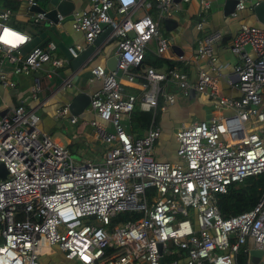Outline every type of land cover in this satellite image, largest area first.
Returning <instances> with one entry per match:
<instances>
[{"label":"built area","instance_id":"2783aa9c","mask_svg":"<svg viewBox=\"0 0 264 264\" xmlns=\"http://www.w3.org/2000/svg\"><path fill=\"white\" fill-rule=\"evenodd\" d=\"M25 2L29 10L38 5ZM153 2L158 20L174 4ZM246 2L238 0L231 15ZM142 6L143 0H90L89 8L71 12L72 28L88 44L104 26L113 28L117 42L115 70H90L101 80L87 108L95 115L87 123L105 145L101 162H75L65 146L39 131V117L22 103L0 117V163L7 171L0 180V264H44L41 259L51 248L72 264H237L239 252L247 253V239L262 251L264 264V189L252 209L226 219L215 205V196L229 186L264 173V24L242 25L232 40L230 51L239 58L233 80L240 96L230 98L221 94L218 79L204 71L195 82L178 69L134 71L150 43L157 56L170 47L150 15L135 17ZM209 9V2L201 1L199 15ZM32 15L36 23L45 19V12ZM14 16L0 8V85L13 88L12 76L41 70L50 79L66 61L56 55L53 41L23 54L31 36L13 25ZM221 39L219 31L204 35L196 58L212 66ZM67 51L76 58L81 50L70 46ZM123 79L138 82L140 94L125 93ZM170 86L180 88L184 97L203 93L215 102L207 119L175 132L176 162L156 160L153 153L161 133L157 113L176 99ZM41 89L42 80L35 77L32 98ZM135 104L151 112L141 137L131 136L123 123ZM68 113L67 107L56 111L58 116ZM121 215L127 218L117 220Z\"/></svg>","mask_w":264,"mask_h":264},{"label":"crops","instance_id":"0c3cea01","mask_svg":"<svg viewBox=\"0 0 264 264\" xmlns=\"http://www.w3.org/2000/svg\"><path fill=\"white\" fill-rule=\"evenodd\" d=\"M73 4V11L90 7V0H69ZM208 1L210 9L205 13L204 17L199 15L200 2ZM227 0H189L188 2L181 1L177 4H173L166 17L158 20V13L153 0H143V6L135 12V17H141L145 13L158 22L159 30L162 27L163 34L170 41L169 49L157 56L155 54V44L150 43L145 56L153 54L155 57L164 58L171 62L180 64L185 68V73L188 76L190 82H195L199 71L206 72L211 77L218 79V85L220 92L223 96L230 98H238L240 93L236 87H234L233 80V68L239 63V58L232 54L230 47L232 40L237 34L239 28L242 25L247 26H260V24L253 13V6L255 2H264V0H247L246 7L237 12L236 16L226 15L224 13V7ZM45 9H51L50 7ZM15 23L22 24L23 20L34 19L32 12L27 8L25 0H22L18 11L15 13ZM140 14V16H138ZM203 18V28L198 30L196 24ZM166 21V23H165ZM40 25V24H39ZM43 29L40 35L35 38L31 37V41L22 49V53L26 54L34 47L43 46L47 41H53L56 44V55L66 61L63 67L56 70V74L50 79L45 77V71L41 70L38 73L31 75L12 76V80L16 85L13 88L2 87L0 85V113L7 111L19 103H22L24 108L28 111H33L39 117L38 129L40 132L49 135L55 142L65 146L73 160L77 163L80 162H93L99 163L103 160L105 153V145L97 141L94 136L92 127L87 123L90 120L95 119V115L86 111L79 117H75L77 122L71 123V116L67 115L58 116L56 111L66 107L69 100L73 95L78 93H85L90 98L101 87V80L94 78L90 74V70L95 66H102L107 70V62L110 61L116 54L117 42L113 36L108 35L105 40L96 48L95 52L78 68L75 70L71 67L72 58L67 47H80L79 54L91 44H88L85 40L83 33L75 31L71 26V13L65 17H62L56 24L47 22L45 25H40ZM105 27V26H104ZM103 27V28H104ZM17 28V27H16ZM19 29V28H17ZM30 27L26 25L24 30H21L27 34ZM219 31L222 34L220 42L214 46L215 62L212 66L208 64L205 59L196 58V49L198 46V40L204 35ZM30 35V34H29ZM31 36V35H30ZM172 46H175L172 49ZM182 57V60H179ZM45 69L50 68L49 65L44 66ZM144 69V68H143ZM160 72H166L165 67L156 69ZM179 70V69H178ZM35 77H39L42 80V89L38 93L36 98L31 96V88ZM233 80V82H232ZM68 83L69 85H67ZM122 87L125 93L139 95L140 87L138 82L129 83L126 80H122ZM65 89V93H63ZM176 97V96H175ZM172 105H167L163 112H159L158 125L166 126L168 132L173 128L172 119L175 123H179L178 127L182 125H188L193 121L207 119L212 110L215 102L210 100L206 94L196 93L188 108L184 107V103L177 101ZM186 105V104H185ZM198 115V119L189 118ZM128 117L123 118L127 120ZM65 119L70 124V129L64 125L66 135L56 133L54 126L57 120ZM188 123H184L187 122ZM161 130V129H160ZM146 132V131H145ZM161 134L157 140L153 153L156 157L158 150L157 145L161 142ZM175 147L173 149L174 155L172 160L164 159L170 162H176L177 157L176 141L174 139ZM76 159V160H75ZM247 252V260L245 264H253L252 256L249 251L256 250L254 248L253 241L247 239L245 246L243 247ZM56 250V252H55ZM49 255L42 257V262L59 264L58 260L62 261L63 256L56 248L47 250ZM54 255H59V259L53 260ZM254 258V257H253ZM255 262L256 258H254ZM51 261V262H49ZM262 264L261 258L259 263Z\"/></svg>","mask_w":264,"mask_h":264},{"label":"trees","instance_id":"16d2710c","mask_svg":"<svg viewBox=\"0 0 264 264\" xmlns=\"http://www.w3.org/2000/svg\"><path fill=\"white\" fill-rule=\"evenodd\" d=\"M22 0H0V8H7L16 13L21 5ZM28 33L32 38L40 35L43 31L42 27L36 23L31 22ZM15 27L24 30L25 24L15 23ZM145 67L154 69H161L165 67L168 70L179 69L184 72L180 64L171 62L164 58L145 56L140 66L134 69L135 72L141 71ZM162 100H159V106ZM159 113H157V120ZM151 121V112L140 110L138 104H135L129 118L124 120L126 131L133 137H141L148 129ZM264 189V173L257 176H250L245 178L242 182L233 184L228 187L225 194H217L215 196V205L222 218L226 219L231 216L238 215L252 209L257 203L262 191ZM135 214L133 217H137ZM127 215H121L117 220L126 219ZM247 255L241 250L237 256V264H245Z\"/></svg>","mask_w":264,"mask_h":264},{"label":"water","instance_id":"95a60500","mask_svg":"<svg viewBox=\"0 0 264 264\" xmlns=\"http://www.w3.org/2000/svg\"><path fill=\"white\" fill-rule=\"evenodd\" d=\"M36 1L38 2V5H36L33 8H30V11L32 13L45 12V19L37 22L42 26L45 25L47 22L56 24L58 21L57 15H60L61 17H65L69 15L73 10V4L69 0H36ZM45 1L48 2L49 7L51 9L47 10L39 4ZM181 1L182 0H173V3L177 4ZM237 1L238 0H227L224 7V13L226 15H230L233 13ZM253 13L256 20L260 24H264V2H259L256 6H254ZM112 30L113 28L111 26H105L102 32L99 34V36L93 40L91 45L85 48L76 58L73 59V61L71 62V67L75 70L76 68L81 66L95 52L96 48L99 47L102 41L105 40L106 37L112 33ZM174 48L175 46H172V49ZM117 59L118 56L117 54H115V56L110 61L107 62L106 67L108 71L115 70ZM194 96L195 93L192 92L189 99H192ZM89 104H90V97L85 93H78L73 95V97L67 103L66 107L71 116L79 117L86 111ZM5 113L6 110L1 112L0 117H3ZM6 176H7V171L4 165L0 163V180H5ZM249 254L252 256L253 259L252 262H254L253 264H258L259 258L262 256V251L252 250L249 251ZM253 257L256 258L257 262H255Z\"/></svg>","mask_w":264,"mask_h":264},{"label":"rangeland","instance_id":"374dc122","mask_svg":"<svg viewBox=\"0 0 264 264\" xmlns=\"http://www.w3.org/2000/svg\"><path fill=\"white\" fill-rule=\"evenodd\" d=\"M39 4L43 8H48L49 7V4H48L47 1H45L43 3H39ZM138 16H140V14ZM14 17H12V21L11 22L16 21ZM33 21H34V19L31 18L30 20H23V22H21V23L25 24V25H29ZM160 31L163 34V30H162L161 26H160ZM149 55L152 58L154 57L153 54H149ZM63 90H64L63 93H65V89H63ZM169 91H170V93L174 94L178 98L177 101L180 100V102L184 103V107L187 106L186 108H188L190 106L191 101H189L187 97L182 96V92H181L180 88H178L176 86H170ZM198 118H199V116L195 115L193 117H190L189 120L193 121L192 119L195 120V119H198ZM171 121L173 123V128L170 129L169 132H168L166 126L161 125V127H160V129L162 131V134H161V142L156 147V149L158 150V152H157L158 155L155 157L156 160L164 161V159L172 160V158H173V155H174L173 154L174 153L173 149L175 147L174 134L177 131V129L179 128L178 127L179 123H175V120H173V119ZM186 121L187 122H184V123H188L189 122L188 120H186ZM64 125L67 127V129H70V124L68 123V121H66L65 119L57 120V122H56V124L54 126V129H55L56 133L58 132V133H60L62 135H66V134H64L65 133L64 129H62V126H64ZM144 134H145V132L143 133V135ZM55 252H56V250H55ZM58 257H59V255H58ZM58 257H57V255H54L52 258H53L54 261H56ZM62 260H63V262L58 260L59 264H72L71 261H68V260H65V259H62ZM49 262H51V261H49Z\"/></svg>","mask_w":264,"mask_h":264}]
</instances>
